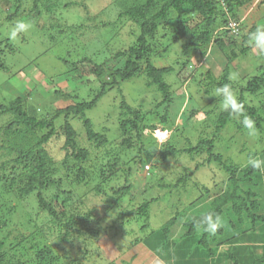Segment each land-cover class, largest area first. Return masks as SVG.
<instances>
[{
	"label": "rangeland",
	"instance_id": "rangeland-1",
	"mask_svg": "<svg viewBox=\"0 0 264 264\" xmlns=\"http://www.w3.org/2000/svg\"><path fill=\"white\" fill-rule=\"evenodd\" d=\"M22 1L19 14L9 20L4 15L14 14L16 3L13 0H0V57L5 64V69L0 68V102L5 103L15 97H24L32 93V100L41 96L42 100H38L39 103L45 102L46 111L54 113L59 107L92 100L100 93L105 81L113 80L112 73H106L98 78L85 58L99 64L105 63L106 69L110 71L124 68L126 58L124 56L114 58V55L129 48L136 39V33L130 29L128 18L120 17L119 9L110 7L114 0H59L51 11L40 4L43 14L33 18L31 15L35 12L29 11L33 6V0ZM73 1L75 3L66 6ZM239 12L241 29H249L254 23L264 26V0H251L240 8ZM17 20L25 21L29 27L27 31L19 32L15 39H10V32ZM201 21V17L196 16L192 24ZM58 24L67 26L64 35L60 33L61 28ZM103 25H107L105 29ZM121 30L127 33L122 35ZM164 33L165 31L161 30L157 34L156 45L161 46L159 47L161 51H164L162 49L165 46H169V50L152 59L159 67L174 64V71L166 77V81L171 85L170 99L162 103L163 93L158 91L156 86H147L145 75H138L125 81L118 78L121 82L114 87L107 85L106 90L109 91L87 113L92 119L94 130L101 133L107 141L100 149L92 150L91 158L86 164L95 179L89 186L80 187L81 190L90 192L96 183H102L101 166L104 165L109 170L108 161L113 163L116 156L120 159L117 166V169H120L108 183H104L112 200L91 199L90 194L89 199L84 198L86 203L97 206L99 213L106 215L99 240L101 257H93L95 261L91 257L84 259L86 263L106 264L114 259L117 264H178L177 256L172 249L163 246L164 244L155 245L144 238L133 244L131 237L133 230L147 237L151 229L163 226L170 216L180 211L182 215L171 227L169 237L171 241L178 240L182 243L186 240L183 237L188 231L186 223L197 213L206 212L214 196L225 190L230 174L225 170L224 164L239 165V176H242L250 160L264 159L262 155L264 134L256 129L255 136L249 135L248 130L240 122L241 119L231 121L217 135L212 153L184 150L196 146L201 138H213L216 116L222 112L221 99L215 95L217 84L207 91L211 87L209 72L216 80L223 81L224 70L228 67L232 89L238 98L243 95L249 104L257 107L259 114L264 118V86L258 93L249 91L241 93L249 80L264 72V58L260 57L262 52L252 47L245 55L229 60L216 45L214 36V41L208 45L206 53L203 54L201 50L196 49L189 60L181 57V60L176 62L181 54L182 41L174 38L172 33L163 36ZM242 43L241 36L238 38V45ZM62 57L76 62L81 70L73 69V64H70L71 62L66 64ZM184 62L186 63L183 64ZM58 89L63 90L64 94L71 95L58 96V99L50 100V96ZM34 91L40 96L34 94ZM124 97L127 98L129 105L140 110L138 123L144 135L150 138L146 139L147 145H142L137 139L138 129L131 123L136 114L124 108ZM6 118L7 116L0 117V126L6 122ZM123 121L129 122L125 126L127 129L123 128ZM63 122V117L57 120L58 126ZM71 123L82 143L86 140L83 119L73 115ZM151 125L160 129L152 132ZM128 140L130 141L127 142ZM62 142L55 145L60 147ZM172 147L183 151L162 159V152ZM250 152L257 154L249 157ZM149 153L152 160L146 162L144 158L148 157ZM215 155H220L221 161L215 160ZM185 169L193 174L185 175ZM180 176H187L183 184L178 183ZM255 178L259 182L255 189L264 194V171L258 170ZM130 184L132 190L119 202L114 200L117 197L114 189ZM205 186L210 189L208 193L203 190ZM62 189L74 190L72 193L62 195V198L67 199L68 196H72L73 200L68 199L70 204L78 201L80 194H83L70 187L67 182ZM54 190L57 191L55 188ZM54 193H48V198L54 200ZM152 198L157 199L151 204L150 230L140 233L141 221L136 224L135 220L127 223L124 228L117 227L120 223L119 218L125 212L129 210L128 218L135 219V210L144 201ZM33 200L34 197L25 201L24 208L20 207L16 215L22 210H36L37 204L35 201L32 202ZM261 211L264 212V201ZM228 213L232 214L230 210ZM221 220L225 234H219V237L217 234L214 235L217 241L208 240L209 245L217 248L215 254L220 256V262L216 256L215 259H211L212 264H233L232 259L228 258L229 254H234L241 262L244 261L241 254H238L237 247L247 245V239H250L249 235L253 230L248 228V222L245 226L241 225L235 216L229 218L223 215ZM232 220L233 225L230 223ZM114 222L116 227L112 226ZM202 234L203 231L198 229L193 238L191 236L187 238L188 242L194 239L191 247H194L193 243L197 242ZM249 242L252 243L253 239ZM230 247L236 248V251L230 250ZM19 254L24 260H29L30 255L25 248L22 247ZM72 254H77L76 248Z\"/></svg>",
	"mask_w": 264,
	"mask_h": 264
},
{
	"label": "trees",
	"instance_id": "trees-1",
	"mask_svg": "<svg viewBox=\"0 0 264 264\" xmlns=\"http://www.w3.org/2000/svg\"><path fill=\"white\" fill-rule=\"evenodd\" d=\"M13 1L16 3L15 13L4 15L9 20L16 17L22 9V0ZM250 1L114 0L110 7L118 8L119 16L128 18L131 24L130 29H133V32L136 33V39L129 48L118 51L114 55V58L122 56L126 58L124 68L110 71L106 69L105 63L99 64L94 60L84 59L92 66L91 69L98 78L106 73H112L114 77L112 81L104 82L97 96L92 100L59 107L54 113L46 111L45 102H41L43 105L39 103L38 100H42V97L36 91H34V94L37 93L40 99L32 100V93H30L24 97H15L5 103L0 102V117L7 116L6 122L0 126V264H90L84 262V259L101 257V243L99 240L102 235V222L106 215L103 216L99 213L97 206H90L86 203L84 198L89 199L88 194H90L91 199L112 200L104 183H108L120 169H117L120 159L116 156L113 163L108 161L107 167L109 170L104 165L101 166L102 183H96V186L90 192L81 190L84 186H89L91 181L95 179L86 164L91 158L92 150L94 148L100 149L107 141L101 133L94 130L92 119L87 113L109 91L106 90L107 85L114 87L121 82L120 80L125 81L138 75H145L147 86H156L157 90L163 93L162 103L170 99L171 85L166 81V77L174 71V64L159 67L153 63L152 59L154 56L163 55L165 50H169V46H165L162 49L164 51H161V46L156 45L157 34L161 30L165 31L163 36H166V33H172L174 38L182 41L181 54L176 62L179 59L181 60V57L189 60L196 49L201 50L203 54L206 53L208 45L214 41V36L216 45L228 56L229 60L245 55L253 47L249 43V35L259 26L254 23L249 29L244 30L242 28L236 36L230 34L228 23L230 21L240 23V8ZM58 2L59 0H33V6L29 11L35 13L31 15V18L43 14L40 4L51 11L54 6H57ZM73 3L75 1L67 3L66 6ZM196 16L201 17L202 21L192 24ZM58 26L61 28L60 33L64 35L67 32V26L65 25L66 28L61 24H58ZM106 26L103 25V29ZM120 33L125 35L127 32L121 30ZM241 36L243 37V43L239 46L238 38ZM260 57L264 58V53H261ZM65 59L62 57V61L66 64L71 62ZM70 64H73V69H80L76 62ZM0 68L5 69L1 57ZM208 75L211 87L207 91H210L214 84H217V87L228 84L233 88L228 67L224 70L223 81L216 80L210 72ZM118 78H120L119 81ZM263 86L264 72L249 80L246 90L242 89L241 93L244 94L245 91L258 93ZM34 94L33 96H35ZM70 95V93L64 94L63 90L58 89L50 96V100L58 99V96L69 97ZM239 100L244 104L245 115L251 118L255 122V128L264 134V118L259 114L257 107L249 104L243 95L240 96ZM123 106L136 114L135 119L130 121L138 129V141L142 145H147L146 139L149 140L150 138L145 136L143 130L139 128L140 110L129 105L126 97L123 99ZM73 115L79 116L84 121L86 140L82 141L83 144L78 139L79 134L71 123ZM62 117L64 122L58 126L57 120ZM240 119L242 120L243 117ZM234 120L237 119L229 112L222 110L216 116L213 138H201L196 146L184 148V150L188 152L201 150L212 153L217 135ZM128 123L123 121V128ZM239 125L241 126V124ZM150 127L152 132L160 129L155 125ZM60 141L63 142L60 147H57L55 143L58 144ZM182 151L183 149L172 147L164 150L161 156L162 159H166L169 155L178 154ZM255 154L257 152H250L248 156L252 157ZM262 155L264 156V148L262 149ZM214 158L217 161L222 159L220 155H215ZM151 160L152 155L149 153L144 161L149 162ZM209 161H211V158ZM224 168L230 174L225 190L214 196L210 208L206 212L197 213L186 223L188 231L183 237L186 240L182 243H179L178 240L171 241L169 237L171 227L182 215L180 211L170 216L163 226L150 230L151 204L157 198L144 201L135 210V219L128 218L129 213L127 212L129 210L125 212L119 218L120 223L117 227L122 226L124 228L127 223H132L134 220L136 224L141 221L140 233L149 229V234L147 237H143V233L139 235V231L137 233L133 230V234H131L133 244L140 242L141 238L149 239V243L159 246L164 244L163 246H166L167 249H172V252L177 256L176 262L178 264H212L211 259H215L218 254H215L217 248L209 245L208 240L214 239L212 240L214 242L217 241V238L197 227L195 221L203 214L212 212L220 217L226 215L233 218L235 216L241 225L245 226L248 222V228L253 230H255L254 227L258 223L264 222V212L261 211L264 194L255 189L259 185L258 180L255 178V174L259 169L253 168L249 164L243 170V175L239 176V165L225 163ZM185 173L187 176L193 174L192 172L188 173L187 169H185ZM182 176L178 178V183L183 184L186 181L187 176ZM65 182L75 190L77 189L78 192H83V194H80L78 201L72 204L68 201L69 198L73 200L72 196H68V199L62 198L64 193L74 191H64L62 187ZM246 182L250 184H245ZM131 190V184L114 189V194L117 196L114 200L119 202ZM203 190L207 193L210 191L206 186ZM48 193H54V200L48 198ZM33 197L32 202L35 201L37 204L36 210H22L21 213L16 215L20 207L24 208V202ZM228 210L232 212L231 215H229ZM230 223L233 225V220ZM112 226L116 227V222ZM198 229H201L203 234L197 242L193 243L192 246L194 247H191L190 245L194 239L188 242L187 238L196 234ZM216 234L218 237L219 234H225L224 228H219ZM249 238L255 239L256 237L251 235ZM22 247L30 255L27 261L19 254ZM74 248L77 249L76 255L72 254ZM229 249L236 251V248L230 247ZM228 258L232 259L233 264H264V253L258 256L255 252H251L250 259H244L242 262L234 254H229ZM216 259L217 261L220 260L218 256ZM92 260L95 261L96 259ZM106 264L117 263L112 259Z\"/></svg>",
	"mask_w": 264,
	"mask_h": 264
},
{
	"label": "clouds",
	"instance_id": "clouds-1",
	"mask_svg": "<svg viewBox=\"0 0 264 264\" xmlns=\"http://www.w3.org/2000/svg\"><path fill=\"white\" fill-rule=\"evenodd\" d=\"M29 25L23 20H17L10 32V39H15L19 32L27 31ZM228 29L230 34L238 36L241 26L236 21H230L228 23ZM249 43L264 53V26H259L254 32L249 35ZM215 95L221 99V108L223 111L229 112L235 119L240 120L243 127L248 130V134L251 136L256 135L255 122L245 115V107L228 84L218 87ZM253 168L264 171V159H252L249 161ZM150 168V167H149ZM197 227L203 229L204 232L209 235H216L217 230L223 226L221 217L212 212L203 214L198 220L195 221Z\"/></svg>",
	"mask_w": 264,
	"mask_h": 264
},
{
	"label": "crops",
	"instance_id": "crops-1",
	"mask_svg": "<svg viewBox=\"0 0 264 264\" xmlns=\"http://www.w3.org/2000/svg\"><path fill=\"white\" fill-rule=\"evenodd\" d=\"M254 228L255 230L251 228V231L253 230V233L251 235L256 237L255 239L253 238V242L250 243L249 242L250 239H249L247 240L248 242H246L247 245L238 247V254H241V257L243 259H250L249 257H250L251 252L253 253L255 252L256 255L258 256L264 253V222L258 223ZM250 244H253V245H250Z\"/></svg>",
	"mask_w": 264,
	"mask_h": 264
}]
</instances>
